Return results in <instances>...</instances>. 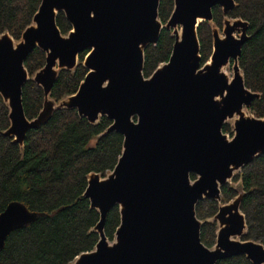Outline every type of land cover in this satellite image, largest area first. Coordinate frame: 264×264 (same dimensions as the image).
Masks as SVG:
<instances>
[{
  "label": "water",
  "instance_id": "water-1",
  "mask_svg": "<svg viewBox=\"0 0 264 264\" xmlns=\"http://www.w3.org/2000/svg\"><path fill=\"white\" fill-rule=\"evenodd\" d=\"M161 0H42L20 40L0 34V95L9 107L6 135L24 145L27 133L46 124L57 109H76L90 123L113 120L104 135L123 134V152L114 169L92 172L84 193L100 219L92 228L99 240L69 264H218L245 255L264 264V243L246 238L241 209L244 190L222 203V187L242 168L264 154V117L248 114L261 93L245 84L239 58L249 39V22L226 16L223 30L213 8L228 14L235 0H174L163 23ZM63 12L72 29L64 34L57 21ZM212 23L213 51L202 63L198 29ZM181 27V30H180ZM173 29L169 61L144 74L145 50ZM46 53L45 65L33 76L45 94L42 110L29 119L23 87L30 79L25 60L35 49ZM88 73L75 94L51 97L61 70H74L82 52ZM233 62L234 76L224 68ZM137 118V121L134 120ZM234 119L233 138L223 131ZM192 173L196 178L191 177ZM220 202L209 221L217 222L216 243L201 237V200ZM118 205L121 221L113 240L105 232L110 210ZM41 213L20 202L0 215V250L14 231L34 223Z\"/></svg>",
  "mask_w": 264,
  "mask_h": 264
},
{
  "label": "trees",
  "instance_id": "trees-1",
  "mask_svg": "<svg viewBox=\"0 0 264 264\" xmlns=\"http://www.w3.org/2000/svg\"><path fill=\"white\" fill-rule=\"evenodd\" d=\"M236 8L225 14L220 6L213 8L214 23L222 27L226 16L249 22V39L244 44L240 67L245 84L261 93L250 111L256 117H264V0H235ZM42 0H0V34L8 31L20 40L24 30L33 22ZM174 9V0H161L159 16L167 23ZM58 25L64 34L72 26L66 15L60 12ZM202 63L213 50L212 23L200 24ZM175 36L172 30L163 29L156 45L145 50L144 74L149 77L157 67L169 61ZM87 52L79 56L74 70H61L51 97L56 101L75 94L88 73L83 65ZM46 62V53L35 48L25 60L30 79L23 87V103L27 117L34 119L43 108V88L32 78ZM9 107L0 95V215L13 201L24 203L29 210L41 213L38 219L23 228L14 230L0 250V264H69L82 252L91 251L99 240L92 228L100 219L98 210L91 207L84 193L88 175L102 176L114 169L123 152L124 136L111 131L103 134L112 124L107 116L90 123L76 109H57L43 126L31 129L21 146L14 137L6 135L10 127ZM232 130L226 123L223 131ZM233 180H241L244 196L241 209L246 215V238L264 243V154L245 165ZM191 177L195 179L196 174ZM238 194L232 185L222 187V199L228 202ZM219 210V202L204 199L196 211L204 220L202 241L209 247L216 243L217 222L209 221ZM121 221L119 206L108 213L105 232L114 238ZM218 264H253L245 255L220 259Z\"/></svg>",
  "mask_w": 264,
  "mask_h": 264
},
{
  "label": "rangeland",
  "instance_id": "rangeland-1",
  "mask_svg": "<svg viewBox=\"0 0 264 264\" xmlns=\"http://www.w3.org/2000/svg\"><path fill=\"white\" fill-rule=\"evenodd\" d=\"M219 27V26H218ZM172 30V33H173V29H171ZM180 30H181V27H180ZM220 30H221V32H222V30H223V25H222V27H220ZM174 35V34H173ZM213 51V50H212ZM212 54V53H211ZM208 60H210V58L208 59ZM84 61V60H83ZM224 70H225V72L229 75V77L230 78H233V76H234V70H233V62H231V64L230 65H228V66H226L225 68H224ZM86 77V76H85ZM246 111H247V113L248 114H252V112L250 111V108L249 109H246ZM234 122V119H229L228 120V124L232 127V123ZM228 136H229V138H233V136H234V132H233V134H228ZM241 172H238L236 175H235V177H237L239 174H240ZM107 175V174H106ZM234 177V178H235ZM230 184H232V185H234V186H236L238 183H236L233 179L231 180V182H230ZM222 197H223V195H222ZM222 203H224V201H223V199H222ZM219 205H220V202H219ZM216 222V221H215ZM217 226H218V223H217ZM219 227V226H218ZM218 229V228H217ZM114 237H115V234H114ZM216 237H217V234H216ZM114 239V238H113ZM113 239H110V240H113Z\"/></svg>",
  "mask_w": 264,
  "mask_h": 264
},
{
  "label": "flooded vegetation",
  "instance_id": "flooded-vegetation-1",
  "mask_svg": "<svg viewBox=\"0 0 264 264\" xmlns=\"http://www.w3.org/2000/svg\"><path fill=\"white\" fill-rule=\"evenodd\" d=\"M84 52H88V51H84ZM83 53V52H82ZM89 53V52H88ZM88 53H86V55L88 54ZM85 55V56H86ZM85 58V57H84ZM150 77V76H149ZM149 77H147L146 76V78H149ZM109 118V117H108ZM112 120V119H111ZM134 120H136L137 121V118L136 117H134ZM113 121V120H112ZM113 123V122H112ZM231 129H232V127H231ZM233 132H234V130L232 129V130H230V131H228V133L227 134H233ZM120 133V132H119ZM28 134V133H27ZM123 135V134H122Z\"/></svg>",
  "mask_w": 264,
  "mask_h": 264
}]
</instances>
